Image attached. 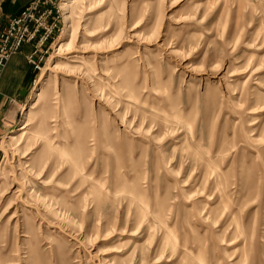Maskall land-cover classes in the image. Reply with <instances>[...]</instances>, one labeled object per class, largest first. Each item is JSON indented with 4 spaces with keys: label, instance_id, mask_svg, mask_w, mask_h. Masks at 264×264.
<instances>
[{
    "label": "rangeland",
    "instance_id": "obj_1",
    "mask_svg": "<svg viewBox=\"0 0 264 264\" xmlns=\"http://www.w3.org/2000/svg\"><path fill=\"white\" fill-rule=\"evenodd\" d=\"M62 7L0 113V264H264V0Z\"/></svg>",
    "mask_w": 264,
    "mask_h": 264
},
{
    "label": "built area",
    "instance_id": "obj_2",
    "mask_svg": "<svg viewBox=\"0 0 264 264\" xmlns=\"http://www.w3.org/2000/svg\"><path fill=\"white\" fill-rule=\"evenodd\" d=\"M64 0H29L17 13L7 18L0 30V71L7 59L30 46L26 62L39 70L47 59L50 45L59 31Z\"/></svg>",
    "mask_w": 264,
    "mask_h": 264
},
{
    "label": "crops",
    "instance_id": "obj_3",
    "mask_svg": "<svg viewBox=\"0 0 264 264\" xmlns=\"http://www.w3.org/2000/svg\"><path fill=\"white\" fill-rule=\"evenodd\" d=\"M28 1L29 0H0V3L2 4L0 8L2 11L0 30L5 25L7 18L11 15L17 14ZM29 50L30 46L24 45L20 52L10 56L0 74V113L5 105L6 98L13 94L17 87L21 88L29 79V74L32 70L26 64L24 59V54ZM25 66H27L29 70L27 75H25Z\"/></svg>",
    "mask_w": 264,
    "mask_h": 264
},
{
    "label": "bare ground",
    "instance_id": "obj_4",
    "mask_svg": "<svg viewBox=\"0 0 264 264\" xmlns=\"http://www.w3.org/2000/svg\"><path fill=\"white\" fill-rule=\"evenodd\" d=\"M69 1H70V2H74L75 0H69ZM63 2H64V1H63ZM65 45H66V44H65ZM72 57H73V56H72L71 54H69V55L66 56V59H67V60H74V59H72ZM74 58H75V57H74ZM37 174H38V173H37ZM37 174H36V175H37ZM21 188H22V187H21Z\"/></svg>",
    "mask_w": 264,
    "mask_h": 264
}]
</instances>
